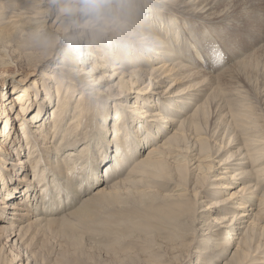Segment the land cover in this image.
I'll use <instances>...</instances> for the list:
<instances>
[{"label":"bare ground","instance_id":"6f19581e","mask_svg":"<svg viewBox=\"0 0 264 264\" xmlns=\"http://www.w3.org/2000/svg\"><path fill=\"white\" fill-rule=\"evenodd\" d=\"M129 4L123 27L95 33L61 15L56 0H0V19L5 8L20 17L12 32L0 23V44L23 32L21 61L42 70L32 84L18 79L13 99L0 103V245L5 236L25 249L47 228L67 243L60 264H182L198 232L194 264H264V0ZM144 10L196 67L141 30ZM181 18L209 24L223 66L203 68L212 46ZM58 34L63 53L44 71ZM78 166L89 173L86 188L73 179ZM154 220L168 241L156 237ZM135 236L148 243L144 255L124 251Z\"/></svg>","mask_w":264,"mask_h":264},{"label":"rangeland","instance_id":"374dc122","mask_svg":"<svg viewBox=\"0 0 264 264\" xmlns=\"http://www.w3.org/2000/svg\"><path fill=\"white\" fill-rule=\"evenodd\" d=\"M55 7L57 8L56 5L54 6V8ZM10 9L9 8H5V12H6L5 17L3 19H0V23H3L2 25L5 26L6 29L9 28V29H7V32L8 31L9 32H12V29H14V28L17 27V20H19V18H20L19 16L15 15V13H13V10L14 9L12 11H9ZM3 11L4 10L1 9V12H3ZM15 12H16V14H18L17 11H15ZM242 14L245 15L244 13H242ZM145 15H146V17H145ZM136 16L137 17L140 16L141 18L145 19V20H142V21L139 22L140 25L142 26V27H140L141 30L149 31L151 34H154L155 36H158L161 39H164L166 41V45L169 46L170 48H172L173 51L175 52V54L179 56V58H178L179 60H181L182 62H187L188 64H190V66L193 65L194 67H196L200 63V62L198 63V61L196 62V61H194V60H192V59L184 56V54L182 52H178V49H179L178 44H180V43L175 39V35H173L175 33L174 32H172V34L171 33H167V31L164 28V25H163V23H161V21H157L156 22L157 24L156 23H153L150 20V18H152V16L150 17V13L149 12H146L144 10L143 13L142 12H140L139 14L137 13ZM181 21L187 23V25L185 26V28H187V29H190V27H192L193 25L194 26H197L196 29H201V33H203V37L205 35V37L203 38V41H204L203 44L212 46L210 48L209 47H206V48H208L206 50L207 51L206 52V57H205V59H203L204 61L201 62V63H203L202 64L203 65V68H206L207 70H210L213 67L214 68L213 70H215V68L217 70L220 66H223L224 61L223 62L222 61L220 62V60H218V57H219V55H221V53L217 50V48L219 47V44L214 39L217 36L216 35L214 36V34L211 32V29H210L209 24L207 25V23L205 21L198 20L197 18L196 19H192V18H188V19L181 18ZM142 22H143V25H142ZM12 24H13V26H12ZM144 25H145V28H144ZM9 26H11V27H9ZM256 26H257V24H256ZM10 28H12V29H10ZM240 31L241 30L238 29V32H240ZM17 34H18V37L17 38H14L13 41L8 42V44H3V43L0 44V103H2L3 102L2 100H5V98H8V97H10V99L8 101H10L11 99H13V96H12V93H13L12 90H13V87H14L13 84H17V80L18 79L22 78V81H23V79L27 78L28 79V82L27 83H31L32 84L34 81L38 80L39 75L42 73V70H40V66H37V63L30 62L29 64H26V62H24L25 60L21 61V58L25 59V56H27V55H24L25 54V51L27 52V51H29V49L28 50H27V48L25 49V47H24L25 44L24 45H20L19 44V42L21 44H23L22 39H21L22 36H23V32L17 31ZM61 35L62 34L56 35V37H58V41H57V43L55 45V50L58 53L56 54V52H55V54L49 60H47L43 64L44 71L45 70H49L50 67L54 66L59 61V59H60V57H61V55L63 53L62 49L65 47V43H64V36L63 35L61 36ZM206 35H207V37H206ZM171 37L174 38L173 39V42L171 40ZM180 39L182 40V37L179 38V41H180ZM213 45H214V47H213ZM21 47H23V48H21ZM20 56H21V58H20ZM210 57H213V59L210 58ZM144 62L145 61H143V63ZM219 63H220V65H218ZM157 65H159L158 62H156L155 66H157ZM208 65H211L212 67L211 66H208ZM144 66L147 67V69H151L149 63H146L145 62L144 63ZM105 83L106 82H104V84ZM108 83L110 84V82H108ZM164 84H166V86H165V88H166V87H168V85L170 84V82L169 83H164ZM106 85H108V84H106ZM221 94H222V92H221ZM33 98H35V96H33ZM8 101H7V103H8ZM73 103H74V101H72V104ZM157 103H158V100H157ZM160 104H162V105H160ZM166 104H164L163 101L160 102L158 104V109L159 110L162 109L161 111H166V109H167L166 108ZM17 106H20V105L17 104ZM51 107H53V106H51ZM227 108L225 109V112L226 113L230 111L229 108L228 109ZM49 113H51V110H49ZM230 122H232V121H230ZM20 124H21L20 121H16V124L15 125H17L19 127ZM16 127L14 128V131L15 132H16ZM137 127H139V124H138ZM206 128L207 129H210V126H208ZM191 133L194 134V131L192 130ZM19 134H20V130H19ZM67 135L70 136V135H74V134H70V130H69V131H67ZM60 138H61L60 135H58L57 139H60ZM0 140H2V137L0 138ZM65 140H66V142L69 141V140H71V142L72 141L73 142L75 141L71 136H70V138L67 137ZM152 143H153V140H151V143H149V145L152 144ZM146 147H147V145H146ZM139 149H141V147H139ZM113 151L111 150V155H113ZM145 152H143V153H145ZM23 155H26L25 152H23L22 154H20L18 156L19 157H22ZM137 156H139V155H137ZM19 157H16V158H19ZM101 163H102V160L100 159L99 164H101ZM100 168H101L100 174H104V170H105L104 167L101 165ZM72 173H74V174H72V175H74L73 176V179L74 180H77L78 179V181H81V179H83V180L87 181V184H85L84 187L86 188V187L89 186V180L87 178V175L89 174L88 171H85L84 168H81V166H78V167H76L74 169V171ZM92 179L93 178H91V181H92ZM102 179H103V177H101V180ZM90 186H92L91 183H90ZM84 187H83V189H84ZM92 188H93V186H92ZM63 194L65 196V192L61 194V197H62ZM6 197H8V195H6ZM202 199L205 200L204 203H203V206H205V208H208L210 206L211 202L213 201V200L212 201L210 200V197H208V198L207 197L201 198V201H202ZM59 200H57V201H59ZM67 202H69V200ZM199 208L200 209L198 211H200V213H201L199 216L200 217L201 216L203 217V219H201V220L206 219V217H204L205 208L204 207H199ZM63 210H64V207L62 209L60 208L59 211H63ZM184 212H187V209L184 210ZM57 213H58V211L55 212L54 214H57ZM197 221L198 220L196 219V222ZM157 223H159V222L156 221V220H154L153 227H154V229H156V234H157L156 237L158 239L162 240V241H168L167 240V237H166L167 236L166 231L165 232H162L161 226H162V223L163 222L159 223L161 225H159ZM1 224H8V223H1ZM196 224H197V226H200L198 222ZM170 225L171 224H168L167 223V226H170ZM155 226H157L159 228L157 229V227H155ZM45 229H46V231H44ZM51 230L52 229H48L47 230V228H43L41 231H39L40 233L37 232L36 235L39 236V238H37L36 235H35V237L33 238L34 240L31 239V240L28 241V244L26 245V248L25 249H24V246H23V248L21 247L19 249L17 247L18 245L17 244L16 245L13 244V241H8V238L7 237H5V236L1 237L2 243L0 245V264L4 263L5 261H8L10 259H15V258L17 259L19 257H22L21 259H23L22 260L23 261L22 264H27V261L30 264H60V261H61L60 255L62 256V253L64 251H66V250H62V249H64V248L67 247L66 246L67 243H65L66 242L65 241V238L62 235H60V233L58 234L55 230L54 231L53 230L51 231ZM160 230H161V232H158ZM49 231L51 233V236H49L50 235ZM179 232H180V230H179ZM180 235H181V232H180ZM194 235H197V236H194ZM190 236H194L197 239L192 240L193 243L191 244L190 249H188V254L186 256V260L182 264H194L195 261H197V251H198V247L200 246V243H199V240H198L199 233L198 232H197V234L190 233L189 236H188V238ZM42 239H43L44 242L42 241ZM33 241H34V243H33ZM131 242H132L131 244L129 242L130 245L127 244V246L128 245L129 246L128 247L126 246V248H124L126 250H124V251H129V250L136 251L140 255H144L146 253V252H142L146 248V246L148 244L146 242L144 236H141V237H136L135 236L132 239ZM142 243H144V244H142ZM2 246H3V248H2ZM180 248H181V244L178 245L175 250L179 251ZM23 249L26 250V251H21ZM35 251H36V253H35ZM144 251H146V249ZM25 252L28 253V256L25 255L26 257L24 258L23 255H24ZM124 253L125 252H121L120 254L125 255ZM30 254H31V256H30ZM106 258H109V257L106 256ZM173 262H174V264H180L179 263L180 262L179 260H174ZM68 264H73V263L68 262Z\"/></svg>","mask_w":264,"mask_h":264},{"label":"clouds","instance_id":"9594fccd","mask_svg":"<svg viewBox=\"0 0 264 264\" xmlns=\"http://www.w3.org/2000/svg\"><path fill=\"white\" fill-rule=\"evenodd\" d=\"M56 4L77 27L95 33L123 27L131 11L129 0H56Z\"/></svg>","mask_w":264,"mask_h":264}]
</instances>
